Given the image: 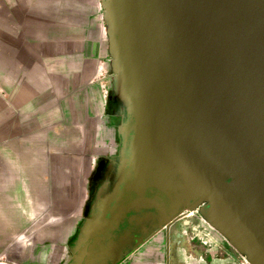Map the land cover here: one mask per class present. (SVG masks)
<instances>
[{
  "label": "crops",
  "instance_id": "0c3cea01",
  "mask_svg": "<svg viewBox=\"0 0 264 264\" xmlns=\"http://www.w3.org/2000/svg\"><path fill=\"white\" fill-rule=\"evenodd\" d=\"M113 59L103 0H0V264H243L202 206L131 224Z\"/></svg>",
  "mask_w": 264,
  "mask_h": 264
},
{
  "label": "water",
  "instance_id": "95a60500",
  "mask_svg": "<svg viewBox=\"0 0 264 264\" xmlns=\"http://www.w3.org/2000/svg\"><path fill=\"white\" fill-rule=\"evenodd\" d=\"M103 9L118 89L133 107L127 188L146 184L174 218L204 205L250 264H264V0Z\"/></svg>",
  "mask_w": 264,
  "mask_h": 264
},
{
  "label": "flooded vegetation",
  "instance_id": "af4514ba",
  "mask_svg": "<svg viewBox=\"0 0 264 264\" xmlns=\"http://www.w3.org/2000/svg\"><path fill=\"white\" fill-rule=\"evenodd\" d=\"M138 194L136 191L130 192L132 198L131 200H137L142 199L143 201L140 203L141 206L138 209H132L131 213L133 214V225L138 224V220H142L144 223L152 224L154 223L158 218H165L171 215L174 208L173 206H170L166 199L160 195V197H157L156 193L153 191L152 188L147 186L146 184L141 185L139 188ZM145 198V199H144ZM147 198V199H146ZM154 198H157L161 204L165 207L164 213L156 206V204L151 200ZM160 204V206H161ZM204 205H202V209H204Z\"/></svg>",
  "mask_w": 264,
  "mask_h": 264
},
{
  "label": "built area",
  "instance_id": "2783aa9c",
  "mask_svg": "<svg viewBox=\"0 0 264 264\" xmlns=\"http://www.w3.org/2000/svg\"><path fill=\"white\" fill-rule=\"evenodd\" d=\"M241 258L243 259V264H249L245 256L241 255Z\"/></svg>",
  "mask_w": 264,
  "mask_h": 264
},
{
  "label": "rangeland",
  "instance_id": "374dc122",
  "mask_svg": "<svg viewBox=\"0 0 264 264\" xmlns=\"http://www.w3.org/2000/svg\"><path fill=\"white\" fill-rule=\"evenodd\" d=\"M1 248V247H0ZM247 260V259H246ZM250 264V263H249Z\"/></svg>",
  "mask_w": 264,
  "mask_h": 264
}]
</instances>
